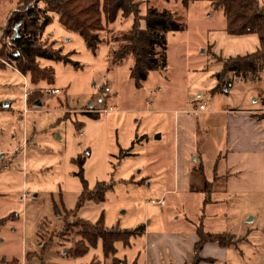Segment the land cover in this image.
Returning a JSON list of instances; mask_svg holds the SVG:
<instances>
[{"label": "rangeland", "instance_id": "rangeland-1", "mask_svg": "<svg viewBox=\"0 0 264 264\" xmlns=\"http://www.w3.org/2000/svg\"><path fill=\"white\" fill-rule=\"evenodd\" d=\"M139 1L140 15L154 6L175 12L184 23L183 30L165 34V67L149 71L139 87L130 76L132 56L113 58V51L123 44L121 34L133 23V16L120 13L113 23L104 24L99 32L101 42L91 49L78 32L58 21L56 13L47 12L50 22L43 27L40 40L60 49L63 56L61 60L38 59L41 66L53 68L52 83L34 85L28 76L10 67L0 68V219H4L0 224V260L110 264V257H103L100 239L82 256H74L80 228L65 235L61 232L66 221L79 217L109 229L143 226L144 232L129 238L128 243L115 242V256L126 264H179L180 260L173 258L176 236L171 234H184L188 242V232L199 225L197 216L202 212L196 207L195 196L164 192L173 182L174 111L185 112L191 105L205 102L204 112L227 108L264 114V70L246 79L229 73L226 85L213 91L218 83L216 73L226 58L258 48L256 34H228L222 10L207 0ZM18 2L0 0V36ZM259 2L264 5V0ZM140 26L144 27L143 20ZM0 50L13 51L10 38L0 40ZM4 58L0 56V65L7 62ZM25 86L31 99L28 104L23 97ZM107 86L110 92L103 97ZM51 88L59 92L48 93ZM196 120L203 121L200 115ZM220 124L207 129L210 146L205 165L210 166L213 154L227 146ZM78 157L83 160L86 189L93 190L97 183L105 187L101 198L87 199L79 208L77 202L85 186L77 174ZM23 193L28 197L21 203ZM246 197L237 195L218 206H207L206 217L201 218L206 229L241 235L227 248L225 262L216 264L260 262L264 197L255 201L251 195ZM160 198L165 203L162 207L157 204ZM252 216L256 219L248 231L241 221ZM154 233H159V239L154 253L151 249L147 253L146 242ZM180 247V255L188 250L183 242Z\"/></svg>", "mask_w": 264, "mask_h": 264}, {"label": "trees", "instance_id": "trees-1", "mask_svg": "<svg viewBox=\"0 0 264 264\" xmlns=\"http://www.w3.org/2000/svg\"><path fill=\"white\" fill-rule=\"evenodd\" d=\"M188 0H183L187 2ZM215 8H220L226 19V32L231 35L256 34L259 40L258 48L245 55L230 56L223 62L221 71L216 73L217 86L213 91L221 90L225 84V77L232 73L237 77L254 78L264 70V5L259 0H207ZM16 10L7 17L5 26L1 28L0 40L10 38L12 52L5 53L0 50V56L10 61L21 74L27 75L32 84L41 81L48 84L53 82L54 70L50 66H41L38 59L61 60L60 49L47 46L40 40L43 27L50 22L47 12L57 14L58 21L68 30L78 32L86 45L95 49L101 42L99 32L104 29V24L113 23L120 13L123 17L133 16L132 27L121 34L123 44L113 51V58L122 60L129 54L132 56L130 76L137 87L141 85L148 72L165 67V34L170 31H181L184 23L175 12L154 6L146 8L145 14L140 15L139 0H19ZM42 4L40 6L39 4ZM40 13V14H39ZM143 20L144 27L140 26ZM17 25L15 37L14 26ZM5 47V43H1ZM4 63H1L3 65ZM41 92V90H38ZM27 96L25 102L30 103ZM264 119V114H261ZM78 157L75 161L79 164L77 173L82 184L83 160ZM202 172V168H197ZM102 186V187H100ZM105 190L103 183H97L93 190L83 188L77 202V208L87 199H99ZM204 202L209 201L211 186L205 181ZM4 219H0V224ZM75 227L80 239L75 241L72 249L74 256L85 254L89 246H93L98 239L101 240L103 257H110V264H126L123 259L115 256V242L128 243L129 238L141 235L144 227L132 229L105 228L99 223L95 225L76 217L66 221L61 234L65 235ZM197 240L193 245L192 259L186 264H199L203 261L213 262L212 259L203 257L200 253L206 242H216L222 247L230 246L237 238L232 233H208L203 230L201 223L196 227ZM239 238V237H238ZM237 238V239H238ZM20 264L18 260H0V264Z\"/></svg>", "mask_w": 264, "mask_h": 264}, {"label": "crops", "instance_id": "crops-1", "mask_svg": "<svg viewBox=\"0 0 264 264\" xmlns=\"http://www.w3.org/2000/svg\"><path fill=\"white\" fill-rule=\"evenodd\" d=\"M6 66L20 73L7 62L0 65V68ZM25 92L28 96L29 91L26 86L24 87L23 97ZM193 105L186 108L185 112L174 111L172 134L174 147L173 182L171 189H166L164 192L195 196L196 207L199 212H202L201 215L197 216L199 223H201V218L206 217L205 210L207 206L213 204L218 206L221 202L226 201L227 198L245 195V199H247L246 196L251 195V200L254 199L255 201V198L263 199L264 195L257 197L254 194H264V119H261L262 112L231 111V109L227 108L219 112L211 109L204 112L207 106L204 111L193 117L188 113ZM203 114L207 115L201 117ZM199 115L203 119L200 123L199 120H196ZM220 121V125H222L224 130L223 141L227 146L224 151L219 150V152L213 154L214 157L210 166L209 164L205 165V155L210 146V135L207 129H215ZM203 136H206V139ZM200 167L202 172L197 170ZM205 181H208L211 186L208 202H204ZM249 219L241 221V226L243 228L246 227L248 231L252 228L251 226L256 216H252ZM202 226L203 230L208 233H232L237 238L241 236L227 230L206 229L205 223ZM188 234V242L185 240L186 236L184 234H171V236H176V244L174 245L175 241H173V248L176 249L177 253L174 252L175 257L173 258L177 261L180 260L179 264L189 263L192 259L193 254L191 255V252H193V245L197 240L196 227L189 231ZM158 236L159 233H154L153 237L147 240V253L150 249V252L154 253L155 242L159 239ZM182 242L188 250L180 255ZM228 247H222L216 242H206L200 254L205 258L212 259L213 262H209L211 264L225 262ZM259 251V264H264V240Z\"/></svg>", "mask_w": 264, "mask_h": 264}, {"label": "built area", "instance_id": "built-area-1", "mask_svg": "<svg viewBox=\"0 0 264 264\" xmlns=\"http://www.w3.org/2000/svg\"><path fill=\"white\" fill-rule=\"evenodd\" d=\"M48 93H58L59 89L57 88H51V89H47ZM110 92V87H104L103 91H102V96L106 97ZM27 97V93H24V98L26 99ZM207 104L205 102L202 103H198V104H194L193 107L188 111V113L190 115L197 116L200 112L204 111L206 108ZM114 108L109 107V110H113ZM24 111H26V109H24ZM106 109H104L102 111L103 115L106 113ZM28 197V193H23L22 196L19 198V201L21 203L25 202L26 198ZM157 204L162 206L164 204V201L162 199L157 200Z\"/></svg>", "mask_w": 264, "mask_h": 264}, {"label": "water", "instance_id": "water-1", "mask_svg": "<svg viewBox=\"0 0 264 264\" xmlns=\"http://www.w3.org/2000/svg\"><path fill=\"white\" fill-rule=\"evenodd\" d=\"M14 30H15V37H16V36H18L17 31H16L17 30V25L14 26ZM4 104L7 105V102H5ZM35 104H40V102L36 101ZM157 138H159V135H157Z\"/></svg>", "mask_w": 264, "mask_h": 264}]
</instances>
